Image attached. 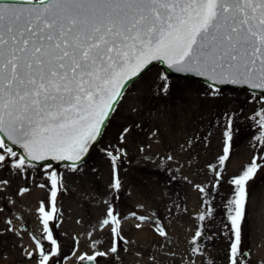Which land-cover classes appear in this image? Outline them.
<instances>
[{
    "label": "snow or ice",
    "instance_id": "snow-or-ice-1",
    "mask_svg": "<svg viewBox=\"0 0 264 264\" xmlns=\"http://www.w3.org/2000/svg\"><path fill=\"white\" fill-rule=\"evenodd\" d=\"M153 62L178 74L203 78L206 94L213 97L221 96L227 86L259 90L262 107L256 124L261 134L256 141L264 143V0H0V167L9 165L25 179L28 170L37 167L33 162H43L40 167L48 170V183L37 185L49 190L47 202L41 201L38 209L46 236H33L36 251L28 253L36 264H59L62 255L54 236L58 225L49 226V221L59 218L57 196L64 190L63 173L56 168L79 170L99 144L128 84ZM157 87L163 94L170 90L163 71ZM234 133L233 118L226 114L218 157L224 169L209 165L215 173L213 188L223 180ZM119 139L123 142L124 135ZM122 151H106L113 166L110 186L117 191L122 184L116 161ZM261 168L264 155H254L229 180L233 198L227 202L228 223L223 225L228 264H246L242 222L249 198L247 184ZM195 187L206 193L205 186ZM28 191L19 189L20 194ZM211 215L207 209L198 220L206 221ZM118 217L109 205L99 224L110 226V248L97 247L91 255L80 254L78 261L100 264L99 258L118 253L119 243H127ZM156 231L167 239L159 222ZM203 239L198 226L189 241L193 253L203 254ZM43 240L50 242L48 247ZM92 244L99 246L102 241Z\"/></svg>",
    "mask_w": 264,
    "mask_h": 264
},
{
    "label": "rangeland",
    "instance_id": "rangeland-1",
    "mask_svg": "<svg viewBox=\"0 0 264 264\" xmlns=\"http://www.w3.org/2000/svg\"><path fill=\"white\" fill-rule=\"evenodd\" d=\"M162 71L154 62L128 84L99 144L79 170L56 168L63 173L64 190L57 196L59 218L49 221V226L58 225L54 236L62 249L59 264H80V254L110 248V226L99 224L109 205L119 213L127 243L121 241L118 253L99 258L100 264H228L223 225L228 223L227 202L233 198L229 180L254 155H264L260 151L264 143L256 141L261 134L256 124L262 107L259 92L254 97L253 91L224 87L221 96L213 97L206 94L204 81L165 72L170 90L163 94L157 87ZM226 114L235 127L231 157L223 180L213 188L215 173L209 165L224 169L218 157ZM117 148L123 149L116 161L122 184L118 191L110 186L113 166L106 155ZM46 171L37 164L25 179L9 165L0 167V181H8L0 183V264H36L28 253L36 251L33 236H46L38 209L41 201L47 202L49 190L37 186L48 183ZM196 185L205 186L206 193L201 194ZM21 188L29 191L20 194ZM247 192L242 249L246 264H264V168L248 182ZM207 209L212 210L211 217L198 220ZM139 216L150 219L139 220ZM157 222L167 231V239L157 234ZM198 226L204 234L203 254L193 253L189 243ZM94 240L102 245L93 246ZM42 242L45 247L50 244Z\"/></svg>",
    "mask_w": 264,
    "mask_h": 264
},
{
    "label": "water",
    "instance_id": "water-1",
    "mask_svg": "<svg viewBox=\"0 0 264 264\" xmlns=\"http://www.w3.org/2000/svg\"><path fill=\"white\" fill-rule=\"evenodd\" d=\"M153 63H154V62H153ZM158 64H159V63H158ZM159 65L162 67L163 71L166 72V73H170V74H173V75H176V76H180V77H192V78H197V79H200V80L204 81L203 78L196 77V76H194V75H190V74H178V73L172 72V71H170V70H167V69H166L163 65H161V64H159ZM134 79H135V78H134ZM227 87L244 88V89L250 90L247 86H227ZM250 91H253V92H254V91H255V92H259V90H250ZM16 150H17L18 152L22 151L21 149H19L18 146H17ZM33 163L41 164V163H43V162H33ZM54 164H55V162H54ZM244 253H245V252H244ZM245 254H246V253H245ZM81 264H82V262H81Z\"/></svg>",
    "mask_w": 264,
    "mask_h": 264
},
{
    "label": "flooded vegetation",
    "instance_id": "flooded-vegetation-1",
    "mask_svg": "<svg viewBox=\"0 0 264 264\" xmlns=\"http://www.w3.org/2000/svg\"><path fill=\"white\" fill-rule=\"evenodd\" d=\"M80 264H81V262H80Z\"/></svg>",
    "mask_w": 264,
    "mask_h": 264
},
{
    "label": "bare ground",
    "instance_id": "bare-ground-1",
    "mask_svg": "<svg viewBox=\"0 0 264 264\" xmlns=\"http://www.w3.org/2000/svg\"><path fill=\"white\" fill-rule=\"evenodd\" d=\"M240 118V117H239Z\"/></svg>",
    "mask_w": 264,
    "mask_h": 264
}]
</instances>
